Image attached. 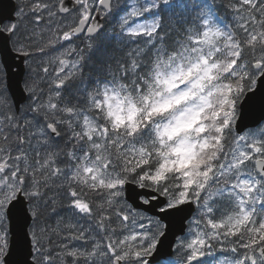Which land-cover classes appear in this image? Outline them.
Listing matches in <instances>:
<instances>
[{
	"label": "snow or ice",
	"instance_id": "1",
	"mask_svg": "<svg viewBox=\"0 0 264 264\" xmlns=\"http://www.w3.org/2000/svg\"><path fill=\"white\" fill-rule=\"evenodd\" d=\"M0 264H264V0L0 10Z\"/></svg>",
	"mask_w": 264,
	"mask_h": 264
},
{
	"label": "water",
	"instance_id": "2",
	"mask_svg": "<svg viewBox=\"0 0 264 264\" xmlns=\"http://www.w3.org/2000/svg\"><path fill=\"white\" fill-rule=\"evenodd\" d=\"M17 6V2L15 0H0V10L4 12L5 15L12 13ZM21 69H14V71H20ZM260 112V102H259V94L254 99V101H249L247 103L242 102L241 115L243 117L244 123H249L253 119L259 117ZM134 194V192H133ZM164 222L169 224V235L168 240L165 241V244L168 243L172 238V234L178 230L179 222L178 219L173 217H164Z\"/></svg>",
	"mask_w": 264,
	"mask_h": 264
}]
</instances>
